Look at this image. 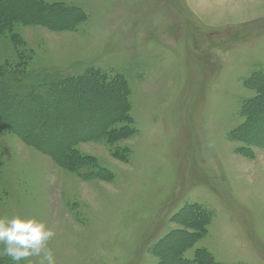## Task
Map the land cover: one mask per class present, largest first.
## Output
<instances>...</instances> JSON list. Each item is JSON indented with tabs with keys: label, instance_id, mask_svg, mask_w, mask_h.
I'll list each match as a JSON object with an SVG mask.
<instances>
[{
	"label": "rangeland",
	"instance_id": "obj_1",
	"mask_svg": "<svg viewBox=\"0 0 264 264\" xmlns=\"http://www.w3.org/2000/svg\"><path fill=\"white\" fill-rule=\"evenodd\" d=\"M42 2L79 9L83 21L71 30L16 24L0 36V67L25 59L22 93L88 69L121 77L135 133L127 138L117 124L114 141L78 144L85 159L67 168L70 159L54 162L0 130V218L54 227L56 264H186L200 250L215 264H264L263 101L241 132L253 144L234 135L247 122L243 103L259 94L244 81L264 71V0ZM0 9L36 14L30 0H0ZM72 14L51 20L62 25ZM1 96L4 117L14 103L2 106ZM61 97L57 115L34 105L36 116L17 110L14 120H26L32 139L61 147L120 108L114 91L79 95L75 105V95ZM194 208L210 217L205 228ZM199 228L205 234L194 235ZM0 264L14 262L0 255Z\"/></svg>",
	"mask_w": 264,
	"mask_h": 264
},
{
	"label": "trees",
	"instance_id": "obj_2",
	"mask_svg": "<svg viewBox=\"0 0 264 264\" xmlns=\"http://www.w3.org/2000/svg\"><path fill=\"white\" fill-rule=\"evenodd\" d=\"M30 2L31 6L35 7L36 14H33L29 17H19L13 13L8 14L7 12H5L4 9H0V36L6 33L12 34L13 27L16 24H23L26 26L34 24H46L47 26L56 30H71L76 24L81 23L83 21V14L80 12L79 9H66L65 6L60 5H55L51 7L49 5L44 4L42 0H30ZM69 11L71 13H74L71 15L74 19L72 17H70L71 20L66 18L67 20H63L65 24H54L56 22V19L51 20L53 14H65ZM69 16L70 14L67 17ZM52 24H54L55 27L52 26ZM12 37H14V35ZM15 42L17 43V46H22L20 45V38L14 37V43ZM18 58L19 60L15 66H10L6 64L0 67V94L2 95L1 100L3 99L2 97H6V100L2 104V106L6 105V103L7 105H12L14 103V106L12 105V110L7 115H5L4 117L0 115L1 131H5L13 135L19 136L22 140L25 141V143L29 144L30 146L38 149L39 151L45 154L50 155V157L53 158L54 162H60L61 160L63 161L65 158H67L68 160L70 159L69 164H60L61 166L64 165L67 168H74V162L72 161L82 162L85 159L76 150V146L78 144L87 142H97L102 139H106L112 142L115 140V135L117 133H121L122 131H124L125 135H127V138L135 133L133 129L135 128V125L132 118L130 117V90L126 81L123 80L121 77L112 80L111 78L103 74L100 70L88 69L81 75L65 76L61 78L60 76L56 75L57 78H53L51 81H48L47 83H44L43 85L39 86L37 89L38 91L32 90L31 92L22 93L23 91L19 90V86L23 85V80H27L30 77V73L29 71H26L28 65L27 62L24 61L25 59L21 55H19ZM244 82V86H246L250 90L252 89L258 91L259 94L256 98H252L248 102L246 101L243 103L240 114H244V116L247 117V122L246 124L244 123L238 130H236L234 132V135L238 137V139H235L239 140L241 143L251 145L253 144L252 140L246 138L245 134H242L241 132L244 133L245 129L247 127L249 128V124L253 119L250 117V107H253V105L255 104H261L262 101L264 102V96L262 91L264 89V71L253 74ZM96 90L100 91L103 94H107V92L111 91L116 92V100L119 101L120 108H118L116 113L112 114V116H114V119L107 121V117H105V121L101 123V125L93 128L92 130L86 133L74 136L72 139L67 140L64 146L51 147L42 141L32 139L29 136V130L26 120L24 119L25 121H22V123L14 120V118L16 117L17 110H25L26 118L29 116H36L35 110L31 108V106L34 105L36 106V108L50 107L48 108L47 113L57 115L61 112V109L52 104L56 102H62V95H75L76 98H74V100L71 102L73 105H75L79 101V95H85V93L90 94L91 92ZM79 104L83 105L82 102H80ZM262 114L264 115V112ZM112 116L110 115L108 117ZM117 124H123V127L121 128L122 131L121 129L119 130L115 128V125ZM71 126L77 127L76 124H72ZM56 131L57 130H51L49 134H56ZM258 143L259 141H256V146H259ZM89 177L92 178L94 176L90 175ZM192 211L196 212L198 216L202 217L204 228L208 223H210V217L207 216V213L202 212V209L194 208ZM191 223L193 222L191 221ZM204 231L205 230L199 228L195 230L194 235H203L205 234ZM184 245L185 243L183 244V246ZM208 262L209 264H215L213 258L208 252L200 250L197 252V256L193 263H184L208 264Z\"/></svg>",
	"mask_w": 264,
	"mask_h": 264
},
{
	"label": "clouds",
	"instance_id": "obj_3",
	"mask_svg": "<svg viewBox=\"0 0 264 264\" xmlns=\"http://www.w3.org/2000/svg\"><path fill=\"white\" fill-rule=\"evenodd\" d=\"M56 230L35 217L14 215L0 218V255L10 258L14 264L38 258L37 264H56L50 242Z\"/></svg>",
	"mask_w": 264,
	"mask_h": 264
},
{
	"label": "bare ground",
	"instance_id": "obj_4",
	"mask_svg": "<svg viewBox=\"0 0 264 264\" xmlns=\"http://www.w3.org/2000/svg\"><path fill=\"white\" fill-rule=\"evenodd\" d=\"M111 116H112V115H111ZM112 119H114V116H112V117H108V116H107V118H106L107 121H110V120H112ZM104 120H105V119H104ZM107 121H106V122H107ZM103 122H104V121H103Z\"/></svg>",
	"mask_w": 264,
	"mask_h": 264
}]
</instances>
